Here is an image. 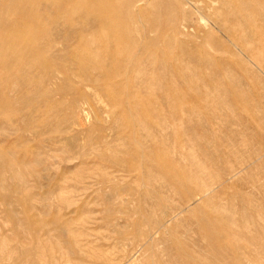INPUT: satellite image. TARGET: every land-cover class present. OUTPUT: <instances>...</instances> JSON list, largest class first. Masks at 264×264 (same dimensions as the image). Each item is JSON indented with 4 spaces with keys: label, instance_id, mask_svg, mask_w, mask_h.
<instances>
[{
    "label": "rangeland",
    "instance_id": "rangeland-1",
    "mask_svg": "<svg viewBox=\"0 0 264 264\" xmlns=\"http://www.w3.org/2000/svg\"><path fill=\"white\" fill-rule=\"evenodd\" d=\"M195 1L222 20L206 26L189 4L145 0L151 33L135 40L140 51L122 40L133 25L115 19L129 27L101 31L107 56L84 67L90 49L62 52L51 60L56 75L28 66L34 50L17 49L38 38L14 37L13 53L0 47V89L11 103L0 121V170L26 177L0 181V237L8 241L0 264H32L18 243L35 249L36 234L41 255L58 261L69 252L72 264H264V0L243 10L239 0ZM47 8L34 4L29 14ZM4 15L0 45L27 16ZM176 18L180 33L169 29ZM41 22L55 30L51 18ZM98 69L96 83L80 85ZM199 172L208 194L194 184ZM167 206L175 211L163 219ZM231 219L229 235L222 226ZM66 228L79 234L82 253Z\"/></svg>",
    "mask_w": 264,
    "mask_h": 264
},
{
    "label": "bare ground",
    "instance_id": "bare-ground-1",
    "mask_svg": "<svg viewBox=\"0 0 264 264\" xmlns=\"http://www.w3.org/2000/svg\"><path fill=\"white\" fill-rule=\"evenodd\" d=\"M144 1L145 0H30V2H32V3H30L28 0H0V25L1 26L3 24H7V20L5 19V15H4L7 11H13L14 10V11H17L18 13L25 14L28 16V18H27V16L23 15V18H22L23 20L21 22H18V23L15 22V24H13V25H11L12 23L9 24V26L11 25L10 26L11 29H13L12 37L9 35H6V33L2 34L4 36L2 38H4L5 42L1 43L0 47H2L4 51H10L11 53H13V48L15 47L13 44L14 37H19V36L24 37L25 35H30V36H33L34 38H38L39 40H37V42L35 44H33L31 42H24L22 45L21 44L18 45L17 49H18V51H19V49H22V51H24V52H30V51L34 50L36 60L29 62V65L28 64H26V65H28V66L38 65L42 70L43 69H45V70L49 69L54 74L56 73L54 71L58 70V68L55 65L51 64V60L53 58L58 57L62 52H65L67 54L68 53L74 54V53H78V51H83V49H90L89 51H91V52L86 59L87 62L81 64V66L85 67V64H87L88 62H91V60L92 61L98 60L100 57V54H103L105 56L108 55L109 49H108L107 45H105V43H104V37H103V33L101 31L106 30L112 34L115 33V34L119 35L121 30L124 29V27L128 29L129 23L125 24L122 21L123 25L122 24L120 25L119 20H116L115 22H114V20L123 18V19L129 21L131 23V25H133V28H132V33L125 34L126 36L124 38H122V40L127 39L129 42L131 41V43H134L133 47H135L136 51H138L140 43H137L135 40L139 37L143 40V38L147 34L151 33V29L148 26L144 25V22H145V20H143L144 17L141 16V10H140L141 7L139 5H140V3L144 2ZM174 1L181 8H183L185 4H189V6H191L194 9L195 13L198 15V21L203 25L207 26L208 24H216V23H218V21L222 20V18L220 17V15H218V13L216 11H212L208 14H205L203 7L199 8L198 6L195 5V2H196L195 0H185V2H183L182 0H174ZM201 1H203V0H201ZM214 1H216V0H212V2H214ZM250 2H251L250 0H248V1L247 0H239L238 4L240 5L241 10H243V8H246L248 5H250ZM251 3H253V2H251ZM34 4L39 5V6L46 4L47 6H49V8L43 9V12H42L43 16L37 15V14L31 15V14H29V12L32 13V6ZM257 5L262 6L261 3H259ZM61 8L64 9V13L61 16L62 19L58 22V13L61 10ZM51 11L52 12L54 11L53 15H49ZM235 15H237V13L233 14V16H235ZM44 18H46V19L51 18L52 19V22H53L52 25H53V28H55V30H53L52 33H50L46 29L45 25L41 22ZM223 18H225V17H223ZM168 19H170L169 14L166 16V21ZM150 20H152V22L155 21L154 19H150ZM179 21L181 22V19L176 18L171 22V24L169 26L170 31H175L177 33H180V31H181L180 27H179L180 25L177 27L175 24ZM61 24H62V27H64L66 31H67V29H69V32L67 31L62 36H59L57 32H59L58 28ZM33 27H36V31L34 30ZM226 30H228V29L226 28ZM1 32H3V31H1ZM42 40H44V41H42ZM117 48H119V46L115 47V49H117ZM139 51H140V49H139ZM16 56H18V55H16ZM135 57H136V55L134 53L131 54L128 57V61H130V59H134ZM14 60L15 61H21V59H18V58H14ZM24 64H22V65H24ZM0 65H3L1 60H0ZM85 71H88V70H85ZM51 72H50V75L52 76ZM103 73H104V71H102L101 69H98L97 72H93V75L95 78L92 76H89V74L87 73L85 75V79L83 80L85 82H82V84H80V85L85 86L88 83H96L97 77ZM26 76H27V74H26ZM31 76H33V75H31ZM33 77H35V76H33ZM42 78H44V77H42ZM22 79H23V77H22ZM24 79L22 81L23 82L25 81L24 83H26V80H24ZM35 79H37V78H35ZM35 79L33 78V80H35ZM39 79H41V78H39ZM51 79H52V77H51ZM53 79H54V77H53ZM28 80H29V77H28ZM41 81L42 80H40V82ZM1 82H4V78H3V76L0 75V83ZM38 84H39V82H38ZM4 93L5 92L2 89H0V121H2V119L6 120L7 117H9L8 109H10V107H11L10 105H8V104H11V103H8L9 98H8V100H6L5 99L6 95ZM46 93H48V92L45 91L44 94H46ZM5 116H7V117H5ZM5 130H7V129L5 128ZM0 133L3 134V132H1V131H0ZM1 169H3V170H0V181L4 182V181H6L7 178H10V180L11 179H17L19 181H21V180L24 181V179H26L23 170H22V172L20 171L21 173H19V171H16V170H13V171L7 170L8 175H5V173H7L6 171L4 172L5 168L2 167ZM197 170L199 171L200 169L198 168ZM201 174H203V173H200L198 175L195 174L196 176L194 177V180L196 183H194V184L196 186L200 185V186H202V188H205L204 193L208 194L210 192V185L208 186L206 184V182H205L206 177L202 176ZM192 182H193V180H192ZM189 184H191V182ZM4 187H5V185H4ZM25 189H26V187H25ZM25 189L22 185H18V186H16V189H15L16 191H14V192L19 191V193H24L26 191ZM19 193H17V194H19ZM167 208L170 210V212L167 213L165 211V208L162 209V211H161V215H162L163 219H165L169 215H172L173 212L175 211V210L171 211L172 209L170 206H167ZM15 220H17V219H15ZM19 221L17 222L18 224L20 223ZM23 222H24V220H23ZM208 222H209V224L214 223L215 220L209 219ZM235 224H236V221L234 219H231V220L225 222L222 227H224L225 229H228L227 231H229V232H227V233L229 235H231L232 232L230 230L232 229V227H234ZM30 225H32V224L30 223ZM24 226H26V225H24ZM161 227H165L164 222H162L161 225L159 226V228H161ZM25 228H28V227L26 226ZM25 230H27V233H28V229H25ZM156 231L157 230H155L154 232H156ZM224 231L223 230L220 231V234H219L220 237H223V236L225 237L226 233ZM24 232L26 233V231H24ZM37 232H38V230H37ZM61 232H62V234H64V233L68 234V236L73 241V243L76 246L79 253L83 252L81 240H78V238H77V236H79V234H76L73 230L67 229V228L62 229ZM33 234H34V231H33ZM35 234H36V232H35ZM37 235L38 234H36L32 238V240H33L32 243H33L35 249L30 248V247L27 248L28 244L30 243L27 241V239L23 240V238H22L19 241L18 245H20L22 247V248H19V250L21 249L20 251H22V253L20 252L21 255L29 254L30 257L33 256L32 262L33 261L34 262L32 264H72L70 261V253L69 252L62 253L60 256V260H58V261L53 256H49L46 258L44 255H41V253H39V243H38V239L40 238V236H37ZM22 240H23V242H22ZM7 243H8V241L6 240V238L0 237V260L2 259V257L4 255H7L6 253H8V251L6 249ZM29 255H26L25 257L28 258ZM30 257H29V259H30ZM26 261H28V260H25V261L20 260V263L21 264H28L29 261H28V263ZM30 261H31V259H30ZM29 264H31V262ZM218 264H220V263H218Z\"/></svg>",
    "mask_w": 264,
    "mask_h": 264
}]
</instances>
